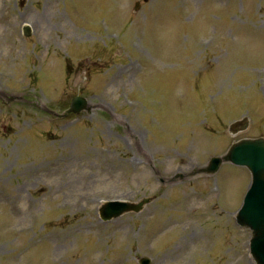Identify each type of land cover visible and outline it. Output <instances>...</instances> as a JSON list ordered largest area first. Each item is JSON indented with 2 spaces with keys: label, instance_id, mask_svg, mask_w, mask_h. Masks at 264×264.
Listing matches in <instances>:
<instances>
[{
  "label": "rangeland",
  "instance_id": "rangeland-1",
  "mask_svg": "<svg viewBox=\"0 0 264 264\" xmlns=\"http://www.w3.org/2000/svg\"><path fill=\"white\" fill-rule=\"evenodd\" d=\"M25 1L0 0V264H138L144 253L151 264H254L250 232L234 218L250 183L245 169L225 164L212 180L166 189L155 171H189L221 153L223 119L250 114L236 138L264 129V27L256 29L264 0ZM233 13L250 20L240 25ZM103 22L125 44L138 38L146 57L122 52ZM52 39L71 55L66 67ZM132 61L138 70L128 76ZM128 81L137 110L120 100ZM85 90L97 94L90 117L42 119V106ZM204 120L214 132L201 134ZM198 187L208 196H191ZM146 196L142 212L100 220L103 201ZM41 232L50 239L37 244Z\"/></svg>",
  "mask_w": 264,
  "mask_h": 264
},
{
  "label": "water",
  "instance_id": "water-1",
  "mask_svg": "<svg viewBox=\"0 0 264 264\" xmlns=\"http://www.w3.org/2000/svg\"><path fill=\"white\" fill-rule=\"evenodd\" d=\"M227 159L248 166L252 172L253 184L240 218L254 229L252 241L255 258L258 264H264V143L245 141L238 148L235 147ZM102 210L107 216L120 213V208L114 205Z\"/></svg>",
  "mask_w": 264,
  "mask_h": 264
}]
</instances>
